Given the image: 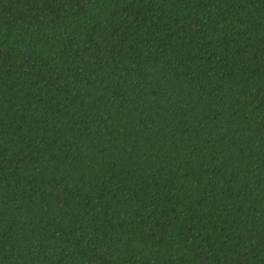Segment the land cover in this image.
I'll use <instances>...</instances> for the list:
<instances>
[{
    "label": "trees",
    "instance_id": "16d2710c",
    "mask_svg": "<svg viewBox=\"0 0 264 264\" xmlns=\"http://www.w3.org/2000/svg\"><path fill=\"white\" fill-rule=\"evenodd\" d=\"M0 264H264V0H0Z\"/></svg>",
    "mask_w": 264,
    "mask_h": 264
}]
</instances>
